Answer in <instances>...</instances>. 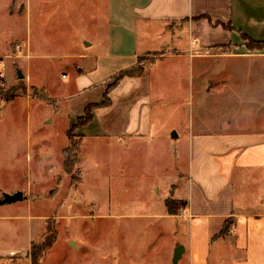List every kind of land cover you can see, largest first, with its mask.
I'll return each mask as SVG.
<instances>
[{
	"label": "crops",
	"instance_id": "0c3cea01",
	"mask_svg": "<svg viewBox=\"0 0 264 264\" xmlns=\"http://www.w3.org/2000/svg\"><path fill=\"white\" fill-rule=\"evenodd\" d=\"M61 2L58 11L66 14V0ZM45 3L39 6L33 38L31 6L25 8L23 0H0L1 72L5 60H23L24 78L12 84L20 81L39 88L37 78H49L60 66L55 60L68 59L67 53L59 52L69 44L77 47L79 58L96 61V72L102 62L129 72L141 66L145 56L158 54L142 65L141 75L121 77L108 94L110 105L96 108L92 121L75 129L81 138L108 140L124 150L129 148L128 141L141 149L158 139L146 106L150 100V91L144 90L146 72H173L174 76L192 72L199 77L203 92L220 98V119L212 121L202 115L188 132H177V139L171 137L176 158L187 162V176L183 183L171 185L170 193L185 207L176 215L166 212L164 216L177 222L179 232H186V240L177 245L185 248L183 256L187 255L189 264H210L218 244L230 253L231 264H264V72L258 69L264 49L251 50L247 45L249 41L264 44V0H107L104 36L98 42L79 45L66 38L65 17L59 26L50 23L47 13L53 10ZM25 15L26 26L20 25ZM6 21L11 25L9 39L4 34ZM217 49L222 51L213 53ZM249 59H257V72H242V62ZM78 73L75 92L55 99L68 101L64 108L71 112L69 130L88 106L103 102L115 82H93L81 76L84 69ZM156 83L153 80L152 87ZM14 103L1 98L0 117ZM58 112L57 121L64 110ZM160 140L169 143L167 137ZM64 149L56 150L60 159ZM138 165L134 162L131 167ZM231 218L232 226L221 236ZM228 257L220 256V264H227Z\"/></svg>",
	"mask_w": 264,
	"mask_h": 264
},
{
	"label": "rangeland",
	"instance_id": "374dc122",
	"mask_svg": "<svg viewBox=\"0 0 264 264\" xmlns=\"http://www.w3.org/2000/svg\"><path fill=\"white\" fill-rule=\"evenodd\" d=\"M23 1L25 8L31 6L33 38L39 6L45 1L53 10L47 13L53 26H59L65 17L69 42H98L105 34L107 0H66V14L58 11L61 0ZM27 18L25 15L20 25L26 26ZM3 26L9 39L11 25L6 21ZM81 35L84 40L79 39ZM247 45L251 50L264 49V44ZM78 51L69 44L59 52L67 53L68 59L55 60L60 66L49 78H37L35 84L40 89L20 81L13 85L19 71L26 73L24 61L5 60L2 73L7 81L4 77L0 81V99L14 90L15 103L0 117V200L17 192H22L24 199L0 204V264H32L33 247L38 253L49 243L52 245L43 251L39 264H175L177 242L187 236L178 231L174 219L164 216L168 213L164 200L172 198L171 185L185 181L187 162L176 158L171 136L174 131L188 132L202 115L212 121L220 119L221 100L216 94L211 97L203 92L200 78L192 72L176 76L173 72H146L144 90L150 91L146 106L159 140L141 149L128 141L129 148L124 150L108 140L81 138L75 134L77 127L69 130L71 112L64 108L68 101L56 97L75 92L73 84L80 69H84L81 76L93 82L116 81L126 72L106 62L96 72V61L79 58ZM157 55L145 56L133 71ZM256 60L243 61L242 72H257ZM259 60V72H264V61ZM153 80L157 83L152 87ZM24 95L37 99L27 100ZM60 108L64 112L57 121ZM69 137L73 148L80 146L81 151L79 163L66 174L61 164L63 153L60 159L56 150L68 149ZM163 137L168 138V145L159 142ZM134 162L139 165L131 167ZM225 252L216 245L210 264H220L223 254L229 256L227 264H231L230 253ZM178 264H189L187 255Z\"/></svg>",
	"mask_w": 264,
	"mask_h": 264
},
{
	"label": "trees",
	"instance_id": "16d2710c",
	"mask_svg": "<svg viewBox=\"0 0 264 264\" xmlns=\"http://www.w3.org/2000/svg\"><path fill=\"white\" fill-rule=\"evenodd\" d=\"M249 42H253V41H249ZM255 43V42H253ZM257 44H261V43H257ZM142 73V68H140L138 71H129V72H126L124 74H122L121 76L124 77V76H130V77H135V76H138V75H141ZM121 78H119L118 80H116L111 86H109V88L107 89V92L106 94L104 95V100L102 103L100 104H94V105H90L87 107L85 113H84V117H81V118H78L77 120V123L74 125V127H82V126H85L87 124H89L92 119H93V111L96 109V108H99V107H107L110 105V101L108 99V94L110 93V91L112 89H114L115 87H117V85L119 84V81H120ZM3 79L0 78V81H2ZM1 94V93H0ZM15 96V91L14 90H10L8 91V94L7 96L4 97L5 100H12ZM69 136V135H68ZM70 141H71V145L70 147L73 149L72 151L68 149L64 150L63 151V158H64V163H63V166H64V171L66 174H71V168L73 166H75L76 164L79 163V155H80V151H81V147L80 146H75V148H73V143H72V138L69 137ZM78 182H75L74 184L77 185ZM166 207H167V210H168V214L169 215H176L180 212V210L185 207V203L184 202H179V201H176V200H173L172 198L171 199H168L166 201ZM233 219H228L226 221V225L224 226V229L223 231L221 232V236L223 235H226L230 229V227L232 226L233 224ZM219 235H216L214 236L213 240L218 238ZM52 243H49V244H44L43 247L39 250V252L37 253L36 250H35V247H33V253H32V264H39L41 258H42V253L45 249H48L49 247H51Z\"/></svg>",
	"mask_w": 264,
	"mask_h": 264
},
{
	"label": "water",
	"instance_id": "95a60500",
	"mask_svg": "<svg viewBox=\"0 0 264 264\" xmlns=\"http://www.w3.org/2000/svg\"><path fill=\"white\" fill-rule=\"evenodd\" d=\"M19 78L23 79L24 75L22 72H19ZM173 139H177L178 135L177 132L174 131L171 136ZM24 199V194L22 192H17L14 195H6L3 200H0V204H6V203H13L17 201H21ZM185 252V248L183 246H178L176 251H175V256H174V263L178 264L179 260L183 257V254Z\"/></svg>",
	"mask_w": 264,
	"mask_h": 264
},
{
	"label": "built area",
	"instance_id": "2783aa9c",
	"mask_svg": "<svg viewBox=\"0 0 264 264\" xmlns=\"http://www.w3.org/2000/svg\"><path fill=\"white\" fill-rule=\"evenodd\" d=\"M0 68H1V65H0ZM2 77H4V75H3V73L0 70V78L3 79Z\"/></svg>",
	"mask_w": 264,
	"mask_h": 264
}]
</instances>
